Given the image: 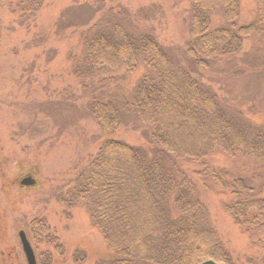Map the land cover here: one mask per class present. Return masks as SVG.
Returning a JSON list of instances; mask_svg holds the SVG:
<instances>
[{
	"label": "rangeland",
	"instance_id": "rangeland-1",
	"mask_svg": "<svg viewBox=\"0 0 264 264\" xmlns=\"http://www.w3.org/2000/svg\"><path fill=\"white\" fill-rule=\"evenodd\" d=\"M38 3L35 7L30 3L23 11L18 0H0V161L7 159L3 170L8 176L23 170L35 172L40 181L34 190L23 188L22 197H16L15 190L9 194L0 190V224L2 220L7 231L3 240L0 236V251L18 252L17 259L6 262L26 264L17 251L13 224L26 231L37 264H103L111 259V250L92 225L84 205H68L58 199L106 139L139 146L148 155H160L165 164L186 170L232 264H248L246 258L257 260L261 251L224 210L229 192L215 186L204 188V180L195 174L197 164L161 153L150 141L149 127L124 104L129 102L143 67L133 74H127L123 67L85 74L80 35L88 28L83 25L86 21L91 24L109 8L123 7L128 13V29L152 32L169 49L178 67L211 87L234 116L252 126L264 124V37L252 35L236 54L200 66L184 52L190 38L189 0ZM239 8L237 25H247L256 18L254 0H240ZM211 18L213 26L222 23L219 12ZM76 67L84 76L75 75ZM94 97L112 100L122 110V124L116 131L103 134L98 129L89 109ZM208 161L230 175L254 176L255 184L264 181L263 162L257 157L216 152ZM32 220L46 225L37 239L30 227ZM50 237L57 238L58 250L47 241Z\"/></svg>",
	"mask_w": 264,
	"mask_h": 264
},
{
	"label": "trees",
	"instance_id": "trees-1",
	"mask_svg": "<svg viewBox=\"0 0 264 264\" xmlns=\"http://www.w3.org/2000/svg\"><path fill=\"white\" fill-rule=\"evenodd\" d=\"M189 1L190 38L184 52L200 66L236 54L252 35L264 37V0H254L256 18L247 25H237L240 0ZM38 2L18 0L17 6L24 11ZM215 12L222 18L217 26L211 18ZM127 14L123 7L109 8L100 19L83 24L88 28L80 35L82 71L123 67L133 74L143 67L124 104L149 127L150 141L161 153L197 164L195 174L204 188L229 192L225 212L261 251L257 260H245L264 264V181L255 184L254 176L230 175L208 161L216 152L250 155L264 169V124L252 126L234 116L211 87L175 64L152 32L128 29ZM74 73L84 76L78 67ZM89 109L103 134L122 124V110L112 100L94 97ZM58 199L84 205L111 250V259L103 264H199L208 259L232 264L187 171L139 146L104 140ZM45 226L42 220L30 223L36 239ZM47 239L55 250L60 248L56 237Z\"/></svg>",
	"mask_w": 264,
	"mask_h": 264
},
{
	"label": "flooded vegetation",
	"instance_id": "flooded-vegetation-1",
	"mask_svg": "<svg viewBox=\"0 0 264 264\" xmlns=\"http://www.w3.org/2000/svg\"><path fill=\"white\" fill-rule=\"evenodd\" d=\"M6 162H7V159H5V158H4L3 161H0V190H1V192L6 191L7 194H9L13 190H15V196L16 197L17 196H21L22 197L24 195V192H25V190L23 188H27L28 190H34V189L37 188V186H39L40 181H38L37 174L35 172H29V171H24L23 172V170H21L22 171L21 173H18V174H15V175L14 174H10L8 176V174L5 173L6 171L3 170L4 169L3 166L6 165ZM33 171H35V170L33 169ZM11 206H12V204H10V207ZM2 209L3 208L0 207V212H1ZM4 214L5 213H3V215ZM4 216H3V218H4ZM3 224L4 223L1 220L0 236H1L2 240H3V237H4L5 233L7 232L6 229L4 228ZM12 228H13L14 232L16 233L14 237L16 238V244L18 245V250L17 251H20V253L25 258V255H24V252H23V249H22V246H21L20 235L19 234H20V232H23L25 234L26 238L28 239L27 233H26L25 230L21 229L22 228L21 226H17L15 224H13ZM16 230H17V232H16ZM28 241H29V239H28ZM0 242H3V241H0ZM15 247H17V246H15ZM17 253L15 252V254H14V251L7 250V249H6V251L1 250L0 251V256H2L1 257V264H5V263L6 264H11V263H7L6 260L7 259H17V257H16ZM25 262H26V259H25Z\"/></svg>",
	"mask_w": 264,
	"mask_h": 264
},
{
	"label": "water",
	"instance_id": "water-1",
	"mask_svg": "<svg viewBox=\"0 0 264 264\" xmlns=\"http://www.w3.org/2000/svg\"><path fill=\"white\" fill-rule=\"evenodd\" d=\"M19 235H20L21 246H22L27 264H36V260H35L33 250L31 248L25 234L23 232H20ZM199 264H223V263L216 262L212 259H208V260H204V261L200 262Z\"/></svg>",
	"mask_w": 264,
	"mask_h": 264
}]
</instances>
